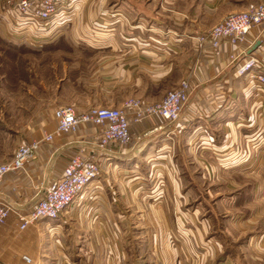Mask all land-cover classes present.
I'll return each instance as SVG.
<instances>
[{"label": "crops", "instance_id": "1", "mask_svg": "<svg viewBox=\"0 0 264 264\" xmlns=\"http://www.w3.org/2000/svg\"><path fill=\"white\" fill-rule=\"evenodd\" d=\"M109 2L75 0L71 3V22L58 31L59 24L34 30L32 38L46 35L44 44L60 39L61 43L68 40L75 47L84 46L82 60L94 63L98 69L107 68L110 82L122 84L109 92L112 96L115 91L121 98L114 101L108 95L107 102L126 113V100L158 102L184 79L191 88L188 99L175 121L149 116L129 124L130 142L124 146L108 144L97 151L94 129L83 123L74 132L54 134L49 142L41 141L33 157L20 169L6 174L0 183V201L9 207L0 222V264H97L101 244L108 238L114 243L121 221L128 220L122 213L139 211L145 216L151 207L150 190H159L165 180L167 189L178 196L182 195L183 178L187 180L185 187L189 185L186 188H193L194 193L199 189L207 195L222 188L233 190L224 184V179L230 177L233 185L237 179L243 184L238 183L237 187H241L231 207L243 212H247L250 198L249 182L245 179H253L252 189L257 188V194L264 196V180L254 169L244 168L251 166L249 159L255 151L250 143L264 140V115L255 103L254 85L247 76L236 72L237 64L248 56L264 66V23L250 29L235 45L221 42L212 49L208 44L199 47L195 42V37L225 15L264 0H113V6L108 7ZM103 5L104 18L92 23ZM110 13H123L126 20ZM13 14L0 10L5 22L18 21L13 26L20 32L22 17L12 18ZM200 20H207L205 26H200ZM85 100L72 98L42 107L44 118L28 120L17 133L13 150L19 141L41 140L53 132L55 107L68 104L81 110L95 106L87 105ZM36 109L35 115L40 111ZM13 150L10 154L0 153V162L7 161ZM76 152L84 157L94 156L102 168L100 175L56 219L24 223L21 216L36 198V185L57 178L65 161ZM181 205L182 202L174 201L172 210L182 211ZM258 215L248 213L230 222L210 218L211 232L207 235L209 242L217 244L212 260L227 257L236 264H246L244 259L251 258L254 264H264V254L258 252L264 244L253 246L252 250L249 243L262 239L261 233L253 229L258 226L264 231V214ZM140 219L149 225L148 218ZM228 225L231 228L225 230ZM194 239L197 243L198 237L194 235ZM228 244L246 246L252 251L222 253Z\"/></svg>", "mask_w": 264, "mask_h": 264}, {"label": "rangeland", "instance_id": "2", "mask_svg": "<svg viewBox=\"0 0 264 264\" xmlns=\"http://www.w3.org/2000/svg\"><path fill=\"white\" fill-rule=\"evenodd\" d=\"M112 1L110 0L108 7L113 6ZM71 3L66 7V11L64 10L66 15L62 13L60 16L59 25L54 24L58 25L56 26L57 31L65 23L72 21ZM103 10H105L104 5L94 16L92 23H99L104 18ZM111 14L114 17L120 16L121 20H126L123 13H110V16ZM206 21L200 20V26H205ZM6 24L7 29L0 28V153L10 154L17 133L31 118L33 122L44 118L45 115H41V109L48 103L68 102L69 99L75 98L82 101L87 99L85 100L88 102L87 105H95L93 107L99 105L114 107L107 102L110 101L107 96L112 97L114 101L115 98H121L115 91L113 93L115 96L109 94L111 90L121 88L122 84L110 82L111 78H108L110 71H107V68L98 69L94 63L82 60L83 52L86 51L84 46L75 47L67 39L65 43L64 41L61 43L58 39L55 43L44 44V41H41L42 45L33 46L29 39L17 35L19 28L14 27L17 23L13 24L8 21ZM12 33L15 36L9 37ZM68 43L70 46L67 45ZM255 100L260 109L258 98L256 97ZM36 108L40 110L37 115H35ZM86 109H78V113ZM257 137L259 139V135ZM258 141L259 143H250V147L255 151L249 159L251 166L244 168L254 169L264 180V140L259 139ZM229 179L230 177H226L224 184L234 187L233 190L222 188L216 193L212 192L207 195L202 190L198 189L194 193L193 188H186L189 185L185 187L187 180L183 178L180 180L184 184L181 190L182 195L178 196L167 189L169 187L167 180L162 181L158 186L159 190L156 188L150 190L151 207L150 211H145V216H142L143 212L139 211L128 210L122 213L128 220L121 221L124 225L118 226L117 239L112 240L114 243H111L109 235L106 236L109 241L101 244L102 249L96 256L97 264H201V262L204 264H236L233 258L212 260L216 255L213 251L217 248V244L209 242L207 235L211 232L210 218L230 222V220L244 218L248 213L253 212L261 216L264 214V196L257 194V188L252 189L251 186L255 181L247 178L244 181L249 182L247 184L250 187L247 212L233 209L231 205L234 196L241 187L237 185L243 183L235 179L232 182L238 183L233 185L229 183ZM202 188L203 190L206 188L205 184ZM174 201L182 202V211L172 210L171 204ZM160 205L165 206V209L162 210ZM207 207L210 210L206 209ZM261 209H263L262 214ZM140 218H148L149 225L141 223ZM161 222L163 225H159ZM235 226L239 229V225ZM229 228L231 227L228 225L225 230ZM253 229L257 234L261 233L262 239L261 241H249L251 247L258 244L263 245L264 231L258 226ZM194 235L198 237L197 243ZM242 247L237 244H232V246L228 244L223 247L222 253H232L242 249L251 250L246 246ZM252 250H255V247ZM258 250L264 254V247ZM202 256L204 259H201ZM244 261L246 264H254L251 258L244 259ZM87 262H89L88 259Z\"/></svg>", "mask_w": 264, "mask_h": 264}, {"label": "built area", "instance_id": "3", "mask_svg": "<svg viewBox=\"0 0 264 264\" xmlns=\"http://www.w3.org/2000/svg\"><path fill=\"white\" fill-rule=\"evenodd\" d=\"M69 1L0 0V10L14 12L12 18L20 15L23 30L21 27L17 35L29 39L33 46H40L41 41L45 42L47 37L42 35L32 38L33 32L58 24L56 17L60 19L71 2ZM16 23L18 25V21ZM262 23H264V2H258L245 10L225 15L203 34L195 37V42L199 47L208 44L212 49L221 42L235 45L243 40L250 29ZM0 28L4 30L8 28L1 15ZM12 35L14 33L9 34V37ZM236 72L247 76L254 85L252 93L258 98V106L264 115V66L258 64L255 58L248 56L242 64H237ZM190 89V84L184 79L167 90L158 102L128 99L124 102V106L129 108L128 113L110 106L89 107L78 113L72 105H59L52 112L55 122L52 133L45 134L41 140L19 141L11 157L7 161L0 162V183L6 174L20 169L33 157L41 141L49 142L54 134L74 132L80 123H87L93 127V134L98 144L96 150L100 152L108 144L124 146L130 142L129 124L131 123L137 124L149 116H159L166 122L175 121L188 99ZM100 172L102 168L94 156L84 157L79 152L74 153L65 161L57 178L36 185V198L21 219L24 223L36 222L40 219H56L81 196L83 190L100 175ZM8 210L9 207L0 201V222ZM47 226L48 223H45V227Z\"/></svg>", "mask_w": 264, "mask_h": 264}, {"label": "water", "instance_id": "4", "mask_svg": "<svg viewBox=\"0 0 264 264\" xmlns=\"http://www.w3.org/2000/svg\"><path fill=\"white\" fill-rule=\"evenodd\" d=\"M258 44V42H256L253 46H252V48H254L255 47V45H257ZM252 50V49H251Z\"/></svg>", "mask_w": 264, "mask_h": 264}, {"label": "trees", "instance_id": "5", "mask_svg": "<svg viewBox=\"0 0 264 264\" xmlns=\"http://www.w3.org/2000/svg\"><path fill=\"white\" fill-rule=\"evenodd\" d=\"M222 259V258H221Z\"/></svg>", "mask_w": 264, "mask_h": 264}]
</instances>
